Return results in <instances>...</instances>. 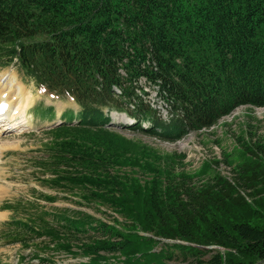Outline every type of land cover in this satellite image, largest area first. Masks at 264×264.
<instances>
[{
	"label": "trees",
	"instance_id": "1",
	"mask_svg": "<svg viewBox=\"0 0 264 264\" xmlns=\"http://www.w3.org/2000/svg\"><path fill=\"white\" fill-rule=\"evenodd\" d=\"M13 63L80 105L46 129L40 182L112 219L64 207L28 213L20 199L1 206L14 212L1 240H39L43 252L94 264H166L175 251L191 264H264V133L238 137L241 161L224 153L229 180L218 160L189 173L184 153L108 125L110 111H123L135 119L129 130L177 142L237 107L264 108V0H0V68ZM141 79L171 106L167 118L144 100ZM40 111L54 119L53 107Z\"/></svg>",
	"mask_w": 264,
	"mask_h": 264
},
{
	"label": "rangeland",
	"instance_id": "2",
	"mask_svg": "<svg viewBox=\"0 0 264 264\" xmlns=\"http://www.w3.org/2000/svg\"><path fill=\"white\" fill-rule=\"evenodd\" d=\"M23 76L15 63L0 68V79L3 77L5 82L6 80L15 79L22 87L23 94L30 98L23 125L11 132L0 134V230L6 227L7 220L14 214L12 210L2 209L1 206L6 202H18L20 199L23 200V208L27 207L25 209L29 210L28 213L34 210H48L54 213L58 207H64L89 211L95 218L111 221L112 218L109 217V214L112 213L111 210H106V208L100 206V211L96 205L79 204L76 196H67L58 189H51L48 185L40 182L43 177L47 176L42 173L41 169L37 168V163L44 157L42 143L48 139L46 129L58 125L57 122L60 119L62 120L66 111H73V115L78 113L80 106L75 103L73 97L48 93L44 88L37 86L34 80ZM12 85L16 84L13 83ZM141 87L147 91V94L143 95L144 100L152 107H156L157 113L162 114L163 118H167L171 109L169 103L161 99L156 92V88L148 85L145 79H141L138 88ZM46 106L54 108V119L51 121L40 119L35 115L41 112V108ZM117 115L121 119L118 120V116L112 115L113 124L111 127L113 129L123 132L128 138L134 137L143 142L145 141L164 152L177 151L178 154L184 153L185 158L183 161L186 163L184 167L189 173L196 172L206 161L214 159L221 162L218 172L231 177L232 173L230 174V171L233 167L223 162L224 153L230 154L231 159H234L235 162L241 161L242 151L238 146V137L244 136L247 138L249 131L255 132L257 135L264 133V108H253L249 105L237 107L231 115L219 119L216 126L203 131H194L177 142H165L158 138H152L145 133L129 130L128 126L135 119L123 111L118 112ZM147 124L148 121H144L142 127H146ZM199 180V178H196L195 181L199 182ZM44 193L52 196L58 195V198L55 202L47 201L42 199ZM27 204L31 206V209ZM24 212L26 211H22L19 215H24ZM31 241L32 245L27 248L19 244L6 243V240L0 238V264H42L41 260L34 254L35 252H39L40 258L49 259L44 264H94L90 262L88 256L78 254L71 256L62 251L53 250L43 252L44 246L39 240L33 241L31 239ZM165 241L169 244L173 243L172 241ZM157 250H160V246L155 249V251ZM175 253L174 260L166 261V264L192 263L193 256L185 257L179 251H175Z\"/></svg>",
	"mask_w": 264,
	"mask_h": 264
},
{
	"label": "bare ground",
	"instance_id": "3",
	"mask_svg": "<svg viewBox=\"0 0 264 264\" xmlns=\"http://www.w3.org/2000/svg\"><path fill=\"white\" fill-rule=\"evenodd\" d=\"M16 82L15 79L6 82L3 77L0 79V134L20 128L25 122L24 115L30 98L23 94L22 87Z\"/></svg>",
	"mask_w": 264,
	"mask_h": 264
},
{
	"label": "clouds",
	"instance_id": "4",
	"mask_svg": "<svg viewBox=\"0 0 264 264\" xmlns=\"http://www.w3.org/2000/svg\"><path fill=\"white\" fill-rule=\"evenodd\" d=\"M238 108H239V107H238ZM235 109H236V108H235ZM235 109H234V110H235ZM110 113H111V117H112V114H116V115H117V114H118V111H117V113H115L114 111H112V112L110 111ZM53 118H54V116H53ZM64 118H65V117H64ZM64 118H63V119H64ZM64 120H67V118L64 119ZM111 120H112V119H111ZM65 122H66V121H65ZM72 122H73V124H75V123H77V120H74V119H73ZM108 125H112V123H111V124L109 123ZM220 165H221V164H220Z\"/></svg>",
	"mask_w": 264,
	"mask_h": 264
},
{
	"label": "water",
	"instance_id": "5",
	"mask_svg": "<svg viewBox=\"0 0 264 264\" xmlns=\"http://www.w3.org/2000/svg\"><path fill=\"white\" fill-rule=\"evenodd\" d=\"M58 124H60V123H62L61 121H58L57 122ZM112 123V121L110 122V124ZM113 124V123H112ZM213 246H211V247H208V248H212Z\"/></svg>",
	"mask_w": 264,
	"mask_h": 264
},
{
	"label": "built area",
	"instance_id": "6",
	"mask_svg": "<svg viewBox=\"0 0 264 264\" xmlns=\"http://www.w3.org/2000/svg\"><path fill=\"white\" fill-rule=\"evenodd\" d=\"M232 173V170L230 171V174ZM233 175V174H232ZM232 175L231 177H228L229 180H232Z\"/></svg>",
	"mask_w": 264,
	"mask_h": 264
}]
</instances>
